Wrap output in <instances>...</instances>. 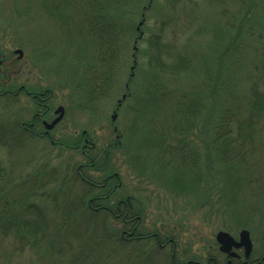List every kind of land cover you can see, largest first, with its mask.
Returning a JSON list of instances; mask_svg holds the SVG:
<instances>
[{
    "label": "trees",
    "instance_id": "obj_1",
    "mask_svg": "<svg viewBox=\"0 0 264 264\" xmlns=\"http://www.w3.org/2000/svg\"><path fill=\"white\" fill-rule=\"evenodd\" d=\"M65 1L67 7L54 9L51 15L63 22L67 42L80 44L77 53L83 54L82 82L74 89L83 85V107H88L97 100L92 93L104 85L103 77L95 73L89 48L97 54L103 50L97 49V42L107 44L112 33L117 38L121 33L120 24L117 20L112 22L103 8L114 6L118 17L119 13L126 12V0ZM154 1L148 0L143 14ZM164 1L170 3L171 8L177 5L174 0ZM225 1L231 4L214 10L208 8L211 0H189L193 5L184 27L178 25L183 17L178 5L171 15L163 11L153 16L158 31L148 37L143 35V39L137 37L136 42L143 40L148 46L143 50L148 73L152 70L165 76L189 78L187 86L162 91L154 88L147 93L148 113L156 114L158 111L154 108L165 116L153 121V131L168 133L174 129L182 136L188 123L195 127L196 118L204 115L201 146L208 150L207 163L218 166L219 171L209 178H221L229 195L251 198L247 204L240 203L247 213L255 209L261 211L256 226L261 225L263 229L262 245L257 251L264 254V0ZM185 3L183 1L182 5ZM53 6L57 8L58 4ZM14 10L16 13L27 11L19 9L16 3ZM127 10L130 14L129 8ZM176 33L183 38H171L182 42L181 48L174 51L167 46L169 44L164 45L160 37L168 38ZM116 41L121 43L119 39ZM135 53L130 72L136 66ZM9 77L5 71L0 75V109L12 112V107L15 109L26 98L16 96V85L14 80L8 81ZM131 78L129 74L128 81ZM147 83L157 85L159 82L152 83L149 79ZM47 92L52 93V89ZM44 96L49 100L44 105L30 99L22 104L27 109L25 116L14 111L0 120V146L8 152L7 163L0 159V264H171L187 259L186 254L179 251L172 222L150 231L145 228L143 233L142 201L134 195L120 193L121 174L114 168L115 161L109 162V149L103 151L93 142L92 147H82L84 138L91 142L87 132L71 142L43 133L41 120L51 118L54 106L52 94ZM124 100L121 96L119 101ZM32 121L35 130H26L24 125ZM181 136L179 144L177 139L171 142L163 134L155 140L146 139L141 141V149H148V161L163 173L190 172L203 158L198 145L190 143V149L189 145L181 143L184 140ZM191 137L197 140L194 135ZM116 146L117 143L111 144L110 150ZM27 147H39V156L25 153L19 160L14 150ZM55 149L77 152L80 159L61 165L58 162L61 152L50 154ZM61 172V182L56 183ZM165 178L170 179V175ZM51 184L58 187L51 188ZM197 184L180 182L176 186L182 189L180 191L194 192ZM228 204L235 206L231 200ZM251 218L252 214L244 217L249 221ZM164 236L172 239L167 248L158 244ZM153 258L158 262H148Z\"/></svg>",
    "mask_w": 264,
    "mask_h": 264
},
{
    "label": "rangeland",
    "instance_id": "obj_2",
    "mask_svg": "<svg viewBox=\"0 0 264 264\" xmlns=\"http://www.w3.org/2000/svg\"><path fill=\"white\" fill-rule=\"evenodd\" d=\"M174 1L180 7L183 16L178 25L184 27L188 23L189 11L193 4L189 0ZM183 1L186 2L184 5H182ZM193 1L199 2L200 0ZM224 1L211 0L208 8L217 10L220 6L224 7L231 4V1ZM147 2L148 0H126L125 7L123 6L126 12L119 13L118 17L114 6L103 8V12L112 18V22L116 23L117 20L120 24L121 33L118 38L112 33L107 44L106 42H97V49H103L97 51V54L94 49L89 48L92 51L91 60L95 73L103 77L104 85L102 89L92 93V97H95L93 99H97L94 104L83 107L85 100L83 91H81L83 85L76 88L80 93L74 89L75 85L82 82L80 69L84 63L81 58L83 54L81 53L80 56L77 53L80 44L78 42L68 43L64 35L65 26L63 22L51 15V11L54 9H64V5L67 7L66 1L0 0V39L3 52L9 54L11 60H14L12 50L21 49L23 57L20 62H26L22 71L17 76L12 75L11 80H14L13 84L25 82L34 90L52 89V103L54 105L61 104L65 109L63 119L51 132L54 139L71 142L82 131H85L91 138V143L93 142L103 151L109 149V162L112 164L115 161L116 167L114 168L121 174L122 189L120 193L125 196L126 194L134 195L142 201L143 227L150 231L172 222L174 224L172 228L176 227L173 232L177 234L179 251L187 256L184 258L200 256V253L205 252L208 244L213 242L214 234L218 230L237 234L242 229L240 225L243 224H247L248 227L243 229L249 231L254 248L258 249L262 245L263 229H261V225L259 227L256 224L260 219L261 211L258 212L255 209L247 213V210L241 207L240 203L247 204L251 198L242 194L229 195L223 188L221 178L216 180L209 178L210 175L212 177L219 174V171L218 166H210V163H207L206 154H208V150L201 146L204 115L200 114L196 118L195 127L188 123V128L182 133V136L174 129L169 130L168 133L165 131L161 133V130L153 131V121H159L165 116L164 113L154 108V111H158L156 114L148 113L150 107L147 106V103L150 101L147 98V93L155 90L154 88H159L162 91L187 86L189 78L187 76H165L152 70L151 73L147 72L149 65L143 50H146L148 46L146 42H142L143 40L135 44L133 41L139 33L148 37L158 31V23L153 16L163 11H169L171 15L177 6L173 4L174 7L171 8L170 3L167 4L164 0H155L150 9L143 14ZM15 3L19 9H26L27 11L16 13L14 10ZM54 3L58 4L57 8L53 6ZM127 8H129L130 14ZM65 10L67 11V8ZM47 11H50V14H47ZM140 21L142 24L138 26ZM176 36L177 33L168 38L166 35H161L160 40L164 45L169 44L167 46L177 51L181 48L182 42L179 43L176 40L182 39L183 35L180 34L177 38ZM116 38L121 43H117ZM171 38L176 40H171ZM133 45L137 47L136 53L133 50ZM32 52L40 54V58L32 61L30 57ZM134 53L137 62L134 70L130 72ZM15 70H11L12 73ZM5 72L7 74V71ZM129 74L133 78L128 81ZM149 79L152 83L155 81L159 83L148 85ZM125 94H128L129 97L117 107V102ZM23 100L25 102L20 101L21 103H18L15 109L12 107V112L0 109V120L11 116L14 111L25 116L27 109L22 104L30 102V100L27 98V101ZM113 113L116 114V118L111 122ZM163 123L167 124L166 121ZM113 128L116 133L112 132ZM162 134L167 136L171 142L177 139L179 144L178 141L181 136L184 137V140L181 141L182 144L198 145V149H196L203 160H199L197 167L190 172L189 170H183L181 173L161 172L157 166L148 161L150 159L146 154L149 152L148 149H141V146H143V140H155ZM191 135H194L197 140L190 138ZM113 143H117V146L110 150V145ZM57 151L61 152L58 158L61 165L65 166L66 162L74 163L80 159L77 152H69L63 149H55L50 154L55 155ZM110 152L112 153L110 154ZM14 153L20 160L25 156V153L33 156L34 154L38 155L40 151L39 147L37 149L36 147H27L14 150ZM0 159L3 163H7L8 152L1 146ZM25 171H28V168ZM165 175H170V179H166ZM62 176V172L59 173L56 183L61 182ZM180 182L186 185L192 182L198 184L195 185L194 192L187 189L180 191L182 189H177L176 186V183L179 184ZM50 187L57 188L58 184H51ZM56 199L60 200L61 197ZM228 200L234 201L235 206L233 207V204L227 205ZM47 203L49 204V201ZM243 214L245 216L252 214L251 220L244 219ZM149 260L148 262L151 263L158 262L154 258Z\"/></svg>",
    "mask_w": 264,
    "mask_h": 264
},
{
    "label": "flooded vegetation",
    "instance_id": "obj_3",
    "mask_svg": "<svg viewBox=\"0 0 264 264\" xmlns=\"http://www.w3.org/2000/svg\"><path fill=\"white\" fill-rule=\"evenodd\" d=\"M142 35H143L142 33H139L137 37L142 38ZM133 42L135 43L136 39H134ZM1 43H2V41L0 39V75L2 73H4V71H7V74L10 75L8 81H10L12 78V75L17 76V74L22 71L24 66H26V62L25 61L20 62V60L23 57V53H22V56H19V54L14 53V50L17 48L12 50V52L14 54V57H13L14 60L13 59L11 60L10 55L5 54L3 52V48H2ZM133 49L136 50V47L133 46ZM15 55H16V57H15ZM30 57H31V60L34 61V59L40 58V54L32 52ZM16 65H17V69L15 70ZM13 69L15 70V72L12 73L11 70H13ZM14 84L16 85L14 93L20 99L22 97H25L27 99H30L33 103H37L38 105H44L49 101L44 96V94L45 93L51 94L50 92H47V91H50L51 89L45 88L41 91H37V90L33 89V91H31L30 89H32V88H30L29 85L25 82H18V83L15 82ZM124 99H125V97H124ZM117 104L120 105L121 102L118 101ZM59 105H61V104L57 103L51 109V111H50L51 118H49L48 120H41V126L43 127V133L44 134H52L51 133L52 130L56 127L57 124L51 130H49L48 132H45L44 121L50 122L56 117V114L54 113V111L57 108V106H59ZM33 113H35V112H33ZM34 124H35L34 121H32V122L28 123L27 125H24V128L26 130L28 129L30 131H33V130H35ZM114 131H116V130L114 129ZM82 134H85V133H82ZM116 137H117V135H116ZM81 146L82 147H86V146L92 147V144L87 138H84ZM84 150H85V148H83V152H84ZM144 230H145V228L143 227V233H144ZM239 231L237 234L236 233L231 234L227 231H225V232L229 233L234 238V241L236 243H238ZM215 234H214L213 242L208 244L207 249L205 250V252L200 253V256L195 255V257H189L187 259L180 260L178 263L172 262L171 264H264V254H261L259 251H257V249L254 248L252 240H251V242H252L251 252L249 253L248 256H245L244 248L241 245H239V246L232 245L231 249L228 252L221 251L219 248V244L215 240ZM171 241H172L171 238H167L164 236L163 238H161V241L159 240L158 244L161 248H167Z\"/></svg>",
    "mask_w": 264,
    "mask_h": 264
},
{
    "label": "water",
    "instance_id": "obj_4",
    "mask_svg": "<svg viewBox=\"0 0 264 264\" xmlns=\"http://www.w3.org/2000/svg\"><path fill=\"white\" fill-rule=\"evenodd\" d=\"M140 24L141 22H139V25ZM15 53L19 54V56H22V51L20 49L15 50ZM54 112L55 114H57V116L51 122L48 123L44 121L46 132L52 129L62 119L64 114L63 106H58ZM115 118H116V114L113 113L111 116V120L113 121L115 120ZM238 239L239 241L238 243H236L234 241V238L229 233L222 230L218 231L215 234V240L219 244V248L221 251L228 252L231 249L232 245L235 246L241 245L244 248L245 256H248L252 248V242L249 231L247 229L240 230L238 234Z\"/></svg>",
    "mask_w": 264,
    "mask_h": 264
}]
</instances>
